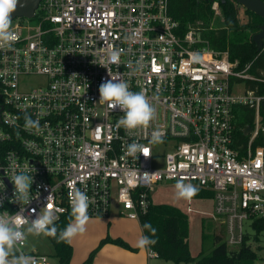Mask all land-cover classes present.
I'll use <instances>...</instances> for the list:
<instances>
[{
  "label": "built area",
  "instance_id": "1",
  "mask_svg": "<svg viewBox=\"0 0 264 264\" xmlns=\"http://www.w3.org/2000/svg\"><path fill=\"white\" fill-rule=\"evenodd\" d=\"M210 2L212 20L219 15L226 27L219 1ZM168 4L40 0L32 17L12 19L18 39L0 48V215L23 208V231L47 204L54 221L71 216L70 194L79 189L89 197V217L108 216L116 204L121 215L139 219L155 184L179 180L213 192L212 217L223 224L227 246L238 247L246 235L249 244L244 223L255 230L254 221L264 220V143L252 147L259 131L264 136V94L233 88L241 80L264 83L263 71L252 73L251 62L238 68L228 49L210 48L196 25L181 32ZM113 50L119 63L105 68ZM109 74L146 94L156 109L148 128L118 127L124 113L99 102ZM31 77L39 81L30 84ZM240 105L254 111L242 151L235 141ZM26 115L39 129H25ZM155 130L163 132L162 143H150ZM132 142L148 147L150 156L127 155ZM14 173L32 175L28 204L15 200ZM25 244L16 245V255L49 264ZM148 255L156 253L148 248Z\"/></svg>",
  "mask_w": 264,
  "mask_h": 264
},
{
  "label": "trees",
  "instance_id": "2",
  "mask_svg": "<svg viewBox=\"0 0 264 264\" xmlns=\"http://www.w3.org/2000/svg\"><path fill=\"white\" fill-rule=\"evenodd\" d=\"M218 1L224 13L226 27L210 28L213 11L210 8L211 2L207 0H169V14L178 21L181 32L186 31L189 25H196L200 29L201 37L207 40L210 48L214 50L227 48L229 59L232 61L237 60L238 68L251 62L250 71L252 73H259L262 70L264 76V54L257 50L251 37L247 36L246 38L244 34L237 35L234 31L239 27L236 19V8L232 7L234 2L231 0ZM246 11L257 17L252 12ZM257 25L258 23H250V25H242L241 28H249L253 34L258 30ZM246 86L255 89L257 93L264 94L263 82L249 80L246 81ZM245 108L248 107L240 105L237 111H235V122L237 124L235 141L240 151L245 148L248 139V136L244 134V129L246 126H252L253 124L254 111L250 109L248 112H241ZM238 110L239 113H237ZM260 116L262 123H264L263 106L260 108ZM263 143L264 136L262 131H259L258 136L252 142V147L254 148ZM198 189L199 191L195 196H207L210 198L213 196V192L210 190ZM71 219L70 215L64 214L54 221L58 233ZM215 220L217 221L219 231L222 232L224 230L223 224L219 220ZM139 222L143 234L155 241L148 248L155 252L158 258L172 261L175 264L181 262H194L195 264H255L257 259L256 252L248 244V235L244 237L243 242L238 247L232 248L226 245L221 233L217 234L214 229H212L210 235L212 239L210 249H204L202 243L201 250L196 255H192L188 245L187 217L174 205L166 203L152 204L150 202L147 211L139 216ZM146 223L151 224L156 230L154 235L143 227ZM209 224L208 219H202V242L205 237L204 229L205 227H209ZM253 225L256 232L259 233L264 229V220L257 219ZM47 237L53 246L54 255L57 257V264H69L72 252L71 245L60 240L58 234L55 237L48 235ZM105 242H112L130 249L128 244L123 240L107 236L100 241L97 247L89 252L82 264H91L99 246Z\"/></svg>",
  "mask_w": 264,
  "mask_h": 264
},
{
  "label": "clouds",
  "instance_id": "3",
  "mask_svg": "<svg viewBox=\"0 0 264 264\" xmlns=\"http://www.w3.org/2000/svg\"><path fill=\"white\" fill-rule=\"evenodd\" d=\"M18 3L19 0H0V48L11 47L12 43L18 39L17 33L12 30L11 19V14L16 10ZM119 58L118 50L110 51L104 67L107 68L109 63H119ZM109 76L111 78L99 86V102L107 103L113 109L118 107L124 113L117 122L118 127H123L129 132L139 128H148L155 119L156 109L146 94L143 91L133 92L129 89V84L126 81L114 78L110 74ZM24 119L26 130L39 129L38 120H33L27 115ZM163 135L160 130L153 131L150 143H162ZM126 153L136 159L140 154L146 158L150 156L149 148L138 142L128 144ZM9 179L14 185L15 200L19 203L26 201L28 204L31 200L32 175L14 173ZM175 189L177 199L184 200H191L199 191L197 186L183 181H177ZM70 205L72 219L62 230H59V233L53 220V212L49 209L48 204L30 222L26 232L18 226L27 219L23 215V208L11 216L0 215V264H37L35 257L25 254L16 255L14 252L16 245L26 239V233L53 237L58 234L59 239L67 243H71L73 238L84 233L90 219L88 215L89 197L76 189L70 194ZM143 227L153 235L155 234L156 230L151 224L146 223ZM136 243L137 247L146 248L154 244L155 241L149 236L141 235Z\"/></svg>",
  "mask_w": 264,
  "mask_h": 264
},
{
  "label": "rangeland",
  "instance_id": "4",
  "mask_svg": "<svg viewBox=\"0 0 264 264\" xmlns=\"http://www.w3.org/2000/svg\"><path fill=\"white\" fill-rule=\"evenodd\" d=\"M232 7L236 8L237 14L236 19H238L239 26L241 25H250V23H256V17L252 14L247 13L246 9L243 7L236 5H232ZM223 12V11H222ZM215 16L212 20V27L218 28L222 26L220 18ZM13 22V21H12ZM35 19H31L29 23L33 24ZM231 28V26H230ZM233 30V29H232ZM237 35L244 34L248 37L252 36V32L249 28H238L234 30ZM39 78L31 77L27 82L30 84L37 83ZM246 88V84L244 80L239 81L233 88L234 93L243 94ZM238 107L235 108L237 111ZM249 108H245L241 110V112H248ZM239 113V110L238 112ZM236 115V113H235ZM179 180H170V181H162L155 184L152 189L149 191V199L152 204L158 203H166L170 205H174L178 207L187 217L188 223V245L189 250L192 255H196L202 248V243L204 245V249L209 250L212 244L211 233L212 229L209 227H205L204 233L205 237L202 242V226L201 221L203 218L208 219L213 214L214 202L210 197L207 196H194L191 200L177 199L176 197V189L175 185ZM185 183V182H184ZM190 207L193 211L188 212L187 207ZM244 228L249 231L251 235V239L249 241V245L256 252L257 259L255 264H264V229L257 233L255 230L248 228L247 223H244ZM27 227H25L24 231L26 232ZM218 233H221L223 240L225 239L224 230L222 232L219 231V227L215 228ZM256 236V239H255ZM26 244L24 246V250L28 251H36L40 253H44L48 257L49 264H57V257L54 255V249L51 244V241L47 237V235H33L26 233ZM160 264H175L172 261L161 260ZM179 264H195L193 262H181Z\"/></svg>",
  "mask_w": 264,
  "mask_h": 264
},
{
  "label": "crops",
  "instance_id": "5",
  "mask_svg": "<svg viewBox=\"0 0 264 264\" xmlns=\"http://www.w3.org/2000/svg\"><path fill=\"white\" fill-rule=\"evenodd\" d=\"M208 221L209 228L214 229L218 234L215 229L218 228L215 218L211 215ZM212 225L215 227L213 228ZM141 235L144 234L139 219L121 215L118 212V205L114 204L108 216L90 217L85 232L77 235L69 243L72 248L69 264H82L89 252L107 236L123 240L130 249L112 242H105L99 246L91 264H160L159 262L163 259L156 255H148V247H137L136 242Z\"/></svg>",
  "mask_w": 264,
  "mask_h": 264
},
{
  "label": "water",
  "instance_id": "6",
  "mask_svg": "<svg viewBox=\"0 0 264 264\" xmlns=\"http://www.w3.org/2000/svg\"><path fill=\"white\" fill-rule=\"evenodd\" d=\"M40 0H19L16 10L11 14V19L17 17L30 18L34 15V11L38 6ZM212 1V0H207ZM237 5L242 6L249 12L254 13L262 18V22L258 23V30L252 34L251 39L255 43L258 51L261 50L264 39V1L263 0H233ZM250 131V126H246L244 133Z\"/></svg>",
  "mask_w": 264,
  "mask_h": 264
},
{
  "label": "flooded vegetation",
  "instance_id": "7",
  "mask_svg": "<svg viewBox=\"0 0 264 264\" xmlns=\"http://www.w3.org/2000/svg\"><path fill=\"white\" fill-rule=\"evenodd\" d=\"M256 20L259 21L260 19L256 17Z\"/></svg>",
  "mask_w": 264,
  "mask_h": 264
}]
</instances>
